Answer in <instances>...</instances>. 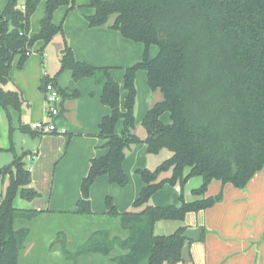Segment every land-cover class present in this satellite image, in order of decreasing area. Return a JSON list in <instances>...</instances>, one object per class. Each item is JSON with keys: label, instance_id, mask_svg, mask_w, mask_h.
Instances as JSON below:
<instances>
[{"label": "trees", "instance_id": "obj_1", "mask_svg": "<svg viewBox=\"0 0 264 264\" xmlns=\"http://www.w3.org/2000/svg\"><path fill=\"white\" fill-rule=\"evenodd\" d=\"M20 1L6 0L0 7V105L9 120L11 108L21 111L29 104L20 89L3 87L11 80L15 57L22 67L38 42L45 46L56 35L64 42L60 69L56 77L42 80L41 90L53 82L63 97L70 96L57 82L68 70L75 80L92 77L103 86L101 101L110 112L99 123V136L107 151L90 160L81 183L83 198L89 199L90 188L99 176L127 185L124 161L134 145L145 143L149 154H160L164 149L171 152L154 169H137L144 185L133 210L121 212L113 198L107 197L106 214L119 218L128 236L112 237L108 229H99L92 232L81 251L108 256L119 247L123 252L111 257L115 264L184 260L185 248L193 243L183 235L187 226L157 234L155 223L183 221L188 213L220 202L222 191L206 195L213 180L245 188L264 168V0H88L93 8V13L86 15L90 27L107 26L145 45L143 59L124 71V110L120 107L121 86L111 74L112 67L77 59L63 22L54 21L55 11L61 6L75 8V0ZM42 1L45 12L40 30L33 33L31 18ZM152 46L158 49L155 56L150 55ZM141 69L147 73L150 88L162 94L142 120L144 139L133 131L136 76ZM74 95H78L77 90ZM167 111L169 123L162 120ZM119 121H123L120 133L116 131ZM20 128L33 136L41 134L27 124ZM9 149L14 150V146ZM28 154L15 152L12 162L0 169V180L7 179L0 199V264H21L31 234V226L25 224L44 213L15 206L18 195L26 200L39 196L32 184ZM169 171V176H161ZM195 176L201 177L202 183L192 190L194 200L186 201L181 193L179 205L150 203L153 194L166 184L183 187ZM79 212L92 211L89 207ZM201 231L203 239L205 228ZM63 251L68 252L66 247Z\"/></svg>", "mask_w": 264, "mask_h": 264}, {"label": "rangeland", "instance_id": "obj_2", "mask_svg": "<svg viewBox=\"0 0 264 264\" xmlns=\"http://www.w3.org/2000/svg\"><path fill=\"white\" fill-rule=\"evenodd\" d=\"M5 1H1L0 7L4 5ZM75 1L77 2V0ZM20 4H22V0ZM44 12L45 3L42 1L31 18L32 32L40 30V19ZM65 17L66 14L62 16L59 23H62ZM113 19L114 16L111 21ZM131 42L128 43L127 48L122 46V49L131 55L129 62L136 63L143 59L145 45L140 42ZM37 45L40 46L37 47ZM63 45L64 42L61 35H56L45 46H43L42 42H38L22 67L18 66V57H15L11 80L3 86L5 89H20L22 96L28 99L29 105L24 107L27 111L26 113H23V109L18 111L11 108V121L7 116L6 110L0 105V147L3 148L0 151V169L12 162L15 152L17 154H22L24 151L29 152L26 157L29 163L30 160H33L30 157V151L36 152L32 177L33 186L39 192V196L32 200H26L18 195L15 198V205L18 208L49 209L54 211L46 215L42 213L32 223L25 224L31 226V234L26 243L21 264H115L111 257L123 252L119 247L108 256L95 253L85 254L81 251L84 245L87 244L92 232L99 229H108L112 237L118 236L124 239L128 236V232L121 228L119 218H113L106 214V199L111 196L121 212L133 210V202L138 197L143 183L137 171L134 172L135 165L140 164V168L154 169L171 152L164 149L160 154H149L143 142L134 145L125 161L128 167L125 170L129 178L127 185L120 186L111 183L107 176L101 179H99L100 177L96 178L90 188L89 196L92 212L80 213V202L83 198L81 183L84 177L77 176L76 169L81 161L83 145L82 140H79L80 138L77 135L80 130L86 129L88 125L96 121L94 118L95 106L92 102V98L96 96V90L85 91L82 88L79 91L77 90L79 92L78 96H72L67 103V106L72 109L71 115L67 118L64 114L55 116L56 131L41 132L40 136H33L31 132H24L20 128L22 123L31 126L34 120L36 122L42 120L53 122V117L48 113L51 103L46 98L45 91L40 90V86L45 77L54 78L58 74ZM41 46L43 47L40 50ZM157 52V47L152 46L150 55L155 56ZM121 57L123 59V56ZM117 61V63L112 64V75L121 86V103L124 105L125 91L123 82L126 67L121 66L120 60ZM114 72L116 75H120L116 76ZM83 79H88V77L75 80L71 71L68 70L65 71L59 81V86L67 89V86H71L69 82H79ZM90 79L89 77L90 83H85L87 88L90 89L91 84L93 86L99 85L94 78H92L93 80ZM136 88L135 128L133 131L144 139L146 130L142 125L143 117L152 104L162 99V94L159 90L153 91L150 88L147 73L143 69L137 72ZM62 100L63 96L61 95V99L57 103L60 110ZM35 113H38L40 117L35 119L33 117ZM162 120L166 123L170 122L171 118L168 111L163 113ZM121 128L122 124L118 127V130ZM11 145L14 146V150L9 149ZM28 166L30 165L28 164ZM170 174V171L164 172L161 176H169ZM199 180H201V177L195 176L191 181H187L183 187L179 183L166 184L153 194L150 203L153 205H179L181 203V193H183L186 201L195 199L196 195L192 192V187L200 186L202 182L198 184ZM219 182L221 181L219 180ZM6 185L7 179L4 181L0 180V192L4 191ZM220 191L223 192L222 189H217V186H215L210 191V194L215 192L212 195H217ZM1 195L0 193V197ZM154 198H156L157 202H155ZM223 199L224 194L221 201ZM20 200L22 206L18 204ZM244 201H242L243 204ZM194 216H196L195 213L191 216L188 215V221L189 219H194ZM185 221L188 222L186 217L180 222L183 223ZM175 223H179V220H168V223L157 221L154 227L155 233H172ZM64 247H66L67 253L63 251ZM183 257L184 260L175 261L172 264H190L188 262L191 258L190 247L185 248ZM164 264H171V262Z\"/></svg>", "mask_w": 264, "mask_h": 264}, {"label": "crops", "instance_id": "obj_3", "mask_svg": "<svg viewBox=\"0 0 264 264\" xmlns=\"http://www.w3.org/2000/svg\"><path fill=\"white\" fill-rule=\"evenodd\" d=\"M75 3L76 7L70 10H68V6L59 7L54 13V21L59 23L62 16L66 14L63 20L65 36L73 48L76 58L79 60H86L96 66L113 67L112 64L117 63V60L121 61V66H124V68L134 64L129 62L131 55L122 49V46H128V43L132 40L130 41V39L124 38L119 31L107 26L90 27L86 20V15L92 14L93 8L88 6V0L79 2L77 0ZM33 33H35V31H33ZM39 46L40 45H37V47ZM121 56H123V59ZM64 73L65 72H63V74ZM112 73L113 69H111V74ZM63 74L58 77V84H60L59 81ZM114 75H116L115 72ZM119 75L120 74H117L116 76ZM90 78L92 79V77ZM88 79H83L79 82H69L72 87L67 86L66 92L71 95L63 97L59 113V115L64 114L66 118L71 115L72 109L67 106V103L72 96H75L74 92L76 90L79 91L80 88L85 91L91 89L96 90V96L92 98V102L95 106L94 118L96 121H93L86 129L80 130V133L77 135L80 138L79 140H82L83 147L81 161L77 166L76 175L83 177L89 170L90 160L94 157L104 155L107 151L104 147V139L99 136V123L101 119L110 112V108L100 100L103 90L102 84L99 83V85L96 86L91 84L89 89L85 85V83H90ZM125 95L126 92H124V100ZM25 99L28 101L27 98ZM121 101L122 95L120 107L124 110L125 107L122 105ZM26 112L27 111L23 109V113ZM33 117L37 119L40 115L35 113ZM34 122L36 121L34 120ZM52 123L56 124L55 117H53ZM119 123L122 124V128L118 130V127L121 125H119ZM122 130L123 121L118 122L116 125V131L118 133ZM143 144L147 149V145L145 143ZM35 153L36 152L30 151V157L33 159L30 160V163L26 159L28 162L27 164L30 165L31 174L34 172V162L36 161ZM125 161L124 168L127 170L128 167ZM140 167V164L135 165L134 172ZM99 177L98 178L101 179L104 175ZM191 180L192 178L189 181ZM201 182L202 179L198 181V184ZM143 185L144 183H142L141 188ZM215 186H217V189L220 188V190H223V201L203 211L188 213L187 216H191L193 213L196 215L194 219H189V221L186 216L188 222L185 221L182 223L179 221V223H175L174 231L183 225L187 227L198 226L200 228H205L204 238L202 239L201 237L200 240L193 241L190 245L191 258L188 262H190V264H264V168L255 174L245 188H237L231 183L222 184L219 180H213L206 195L215 194V192L210 194V191L214 189ZM194 188L197 187H192V190ZM154 200L157 202L156 198H154ZM243 200H245L244 204L242 203ZM18 204L22 206L21 200ZM40 210H44V215L54 212L49 209ZM161 222L168 223V220H161Z\"/></svg>", "mask_w": 264, "mask_h": 264}, {"label": "built area", "instance_id": "obj_4", "mask_svg": "<svg viewBox=\"0 0 264 264\" xmlns=\"http://www.w3.org/2000/svg\"><path fill=\"white\" fill-rule=\"evenodd\" d=\"M46 98L51 103L48 108V113L52 117L59 115L60 109L57 106L58 101L61 99V92L53 82H47L44 88ZM33 129L40 132H54L56 131V125L52 122L46 120L34 122L32 125Z\"/></svg>", "mask_w": 264, "mask_h": 264}, {"label": "water", "instance_id": "obj_5", "mask_svg": "<svg viewBox=\"0 0 264 264\" xmlns=\"http://www.w3.org/2000/svg\"><path fill=\"white\" fill-rule=\"evenodd\" d=\"M80 205H81L80 208L85 210L90 207V200L83 198L81 199ZM183 235L189 240H193V241L200 240L202 237L201 228L198 226H189L185 229ZM172 263H175V261H171V264Z\"/></svg>", "mask_w": 264, "mask_h": 264}]
</instances>
